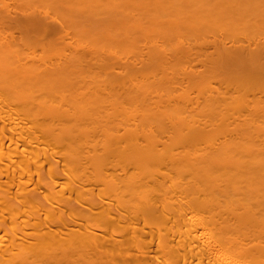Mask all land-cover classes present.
<instances>
[{
    "label": "bare ground",
    "instance_id": "bare-ground-1",
    "mask_svg": "<svg viewBox=\"0 0 264 264\" xmlns=\"http://www.w3.org/2000/svg\"><path fill=\"white\" fill-rule=\"evenodd\" d=\"M56 1L74 49L34 14L0 20V264H264V71L201 81L190 110L153 86L180 62L131 63L154 16L234 36L264 0Z\"/></svg>",
    "mask_w": 264,
    "mask_h": 264
},
{
    "label": "rangeland",
    "instance_id": "rangeland-1",
    "mask_svg": "<svg viewBox=\"0 0 264 264\" xmlns=\"http://www.w3.org/2000/svg\"><path fill=\"white\" fill-rule=\"evenodd\" d=\"M24 1V2H23ZM30 1V2H29ZM41 1V2H40ZM47 1H50V0H45V3L43 2V0H0V20H2L3 19V22H4V19H6L5 20V22L7 21V23H9L10 25H11V23L12 22H18L19 20L21 21V19L23 20V19H25L24 17H25V15H26V18H28L27 17V14H28V16H30L31 14H32V16H33V14H34V16H37L36 17V20H35V18L34 17H29V20H31V18L33 19L32 21L35 23V24H37V25H40V26H51V27H54L55 29L57 28V30H58V32H59V35H60V37H61V39H62V41H63V45L66 47V48H68V49H70V47H72L73 48V46L75 47V40H74V38H72V37H75V35H73V34H75L74 33V30L72 31V29L74 28L72 25H70L69 23H67L68 21V19L69 18H65V17H67L68 15H66L64 12H60L59 10H61L60 8L61 7H57L56 6V4L58 5V3H57V1L56 0H51V1H56V2H49V4H48V2ZM45 6V7H47V8H49V7H55V9L56 8H58L57 9V11L55 10V9H53V11H56V12H54V14H53V11L51 12H49L48 11V9L46 10L45 9V7L42 5V4ZM48 4V6H47V4ZM46 4V5H45ZM50 4H54V5H50ZM44 7V8H43ZM51 7V8H52ZM50 8V9H51ZM41 10V11H40ZM46 10V11H45ZM25 11V12H24ZM40 11V12H39ZM39 12V13H38ZM31 13V14H30ZM47 15H46V14ZM52 13V14H51ZM61 13H62V15H61ZM65 15H64V14ZM30 14V15H29ZM36 14V15H35ZM58 14L59 15H61L60 17H58ZM166 13H164V14H162L160 17H163V19H165V16H166V22L168 23V22H171V23H168V25H170L171 27H172V25L174 24V26L176 25V22L175 21H170V20H168V17L170 16V13L168 14L169 16H167V15H165ZM23 15V16H22ZM53 15V16H52ZM55 15V16H54ZM56 15H57V17H56ZM165 15V16H164ZM172 15V14H171ZM253 15V18H254V16H257V18L256 19H259L258 17H260L259 16V14H256V15H254V14H252ZM38 16H40L39 18H38ZM55 19V20H53L52 19V17ZM63 16V17H62ZM69 16H72V15H69ZM68 16V17H69ZM23 17V18H22ZM56 17V18H55ZM61 17L63 18V19H61ZM75 17V16H74ZM147 17V16H146ZM157 17V16H156ZM159 17V16H158ZM157 17V18H158ZM159 17V18H160ZM171 18L172 17H174V15L173 16H170ZM169 17V18H170ZM14 19V21H13V19ZM17 18V19H16ZM38 18V19H37ZM72 18V17H71ZM139 19L141 18V17H138ZM142 18H145V17H143L142 16ZM141 18V19H142ZM152 18V17H151ZM154 19L153 20H151L150 18H148L149 20H151V21H149L150 23L151 22H153L154 20H155V22H153L154 24L155 23H157L158 25L161 23V24H164V26L163 25H159L160 27H156V29H154L155 28V26H158V25H156L155 24V26H154V28L153 27H147V25H149L147 22V18L146 19H144V20H146L145 22L147 23L146 25H145V22L143 23L148 29L150 28V30L152 29L153 31L155 30V32H153V31H151L149 34H148V36H144V37H146V39L144 38V37H141L140 38V40L138 41V43H137V48H138V51H137V56H140L139 58L136 56L135 58H138V59H135L134 61H132L131 60V63H133V68L134 69H136V68H138V69H136L137 71L139 70V71H141V68H142V71L143 70H145V69H150V70H152V69H154V68H156L157 67V65H158V67H159V69L158 68H156V69H154V70H157V72L159 73V72H161L160 70L162 69V70H164L165 68H166V70L165 71H168V72H170L167 68H168V66H167V64L170 66L169 68H171V67H173V64L171 63V62H173L174 63V65H175V63H177V64H179V62H180V69L178 68L177 70H181V69H183L182 71L188 76V74H189V72H190V75H189V77L191 78V81H190V79H189V77H186V75L182 72L181 74H180V72H179V74H175L174 75V77L172 76V78L171 77H167L166 79L168 80V81H166L165 80V84H162L163 83V79H160V78H162V75L163 74H158L157 72H155L156 74H158V76L156 77L157 78V81H158V83H157V81H155V83H157V84H153V86H154V89L155 88H158V91L157 92H159L161 95H164V94H162V92L163 93H165V95L167 94V96L170 94L171 95V97L173 96L172 94H175L176 95V97L179 99L180 97L181 98H184L185 97V99L187 100L189 97H190V99L191 98H196V96H197V98L199 97L200 98V95L198 96V91L197 90H194L196 87H198V86H200L204 81V84L205 83H212V84H214V82L216 81V80H219V79H225V77H229V76H231V77H233V76H235V77H238V75H239V77H242L243 76V74H247L249 71H255V72H259V71H264V68H262V67H264V28H262L263 27V23H261L260 25L257 23V25L259 26V28L257 27H255L256 26V23H253V20H255V19H253L252 20V22L250 21V19H251V17H249L250 19H247V21H245L244 20V22L245 23H243L242 21L243 20H240L241 21V23H243V24H245V25H243L244 26V28L241 26V24H240V26H241V28H243V29H236L237 31H233L232 33H236V34H238V35H236V34H234V36H236V37H234V36H232L231 35V32L229 33L228 31H227V29H230V28H227V29H225L226 28V26L224 27V29H223V32H222V29H220V28H218V29H220V33H217V31H213V30H209V29H207V27H200L201 29H198L199 30V32L198 31H196V32H194V31H190V30H188V32L189 33H186L185 31H184V29H183V25L182 24H184L183 23V21L181 22V26H182V29H181V27H180V23H177V26L179 25V28L177 27V26H175L174 28H176V32L177 31H179V33L177 32L176 34L175 33H170L172 30L175 32V30H174V28H172V30L170 31H168L167 29H168V25L166 24V22L165 21H163V23H162V20L160 21V19H159V21L157 20L156 21V18H155V16L153 17ZM175 18V17H174ZM8 19V20H7ZM12 19V21H10ZM19 19V20H18ZM51 19V20H50ZM61 19V20H60ZM64 19H67L66 21L64 20ZM74 18H72V20H73ZM77 19V18H76ZM79 19V18H78ZM78 19H77V21L76 22H79L78 21ZM15 20H18V21H15ZM28 19H25L24 21L26 22ZM62 20H64V21H62ZM80 20V19H79ZM143 20V21H144ZM168 20V21H167ZM251 23H253L255 26H253L252 24H250V22ZM263 20V19H262ZM261 20V21H262ZM8 21H10V22H8ZM56 21H59V22H56ZM75 21V20H74ZM81 21V20H80ZM178 21H180V20H177V22ZM237 21H238V19H237ZM236 20L235 21H233V22H237ZM240 21H238L239 23H240ZM260 21V22H261ZM22 22V21H21ZM64 22V23H63ZM159 22V23H158ZM237 22V23H238ZM246 22H249V24L250 25H252V27H251V29H250V25L248 26L247 24L248 23H246ZM256 22H257V20H256ZM264 22V21H263ZM7 23H5V24H7ZM67 25H66V24ZM236 23V24H237ZM4 24V25H5ZM65 24V25H64ZM71 26L70 27V30H69V25ZM154 24H150V26L152 25H154ZM234 24V23H233ZM235 24V25H236ZM234 25V26H235ZM247 25V26H246ZM261 25H262V27H261ZM6 26H8V25H6ZM12 26H14V24H12ZM68 26V27H67ZM224 25H222V27H223ZM237 26H238V24H237ZM247 28H246V27ZM9 27H11V26H9ZM73 27V28H72ZM163 27V28H162ZM167 27V28H166ZM220 27V26H219ZM233 27V26H232ZM236 27V26H235ZM159 28V29H158ZM179 30H178V29ZM202 28H204V30H202ZM208 28H210V27H208ZM212 28H213V26H212ZM238 28H239V26H238ZM245 28L247 29L246 31H245ZM252 28H254L253 29V31H252ZM255 28H256V31H255ZM262 28V29H261ZM54 29V30H55ZM147 29V30H148ZM213 29H215V28H213ZM233 29V28H232ZM249 29V30H248ZM158 32H157V31ZM182 30H183V33H182ZM192 30V29H191ZM209 30V31H208ZM217 30V29H216ZM234 30V29H233ZM241 30H242V33L243 32H245V34L246 33H248V35L246 34H240L241 33ZM259 30V31H258ZM9 31H12V29H9ZM162 31V33H160ZM164 31H166L165 33H164ZM226 31V32H225ZM230 31H232V30H230ZM240 31V32H239ZM260 31H262V32H260ZM72 32V33H71ZM155 33V34H153V33ZM157 32V33H156ZM194 32V33H193ZM218 32H219V30H218ZM225 32V33H224ZM238 32V33H237ZM106 33H110L109 31H107ZM168 33H170V34H168ZM191 33H193L194 34V36H193V34H192V36H191ZM198 33V34H197ZM158 34V35H157ZM163 34H165V37H163L162 35ZM173 35V37H172V35ZM181 34V35H180ZM189 34H190V36H189ZM196 34V35H195ZM239 34H240V36H239ZM256 34V35H255ZM177 35H178V37H177ZM187 35H188V37H187ZM230 35V36H229ZM158 36H160V37H158ZM167 36V37H166ZM170 36L172 37L171 39H172V42L174 43V45H176V47H178L177 48V50H175L174 49V45L172 46V47H170V45L171 44H173L172 42L171 43H169V41L171 40L170 39ZM176 36V38H178V39H176V38H174ZM182 38H180V37ZM232 36V37H231ZM255 36V37H254ZM234 37V38H233ZM238 37H240V38H238ZM64 38V39H63ZM144 38V39H143ZM167 38H169V39H167ZM184 38V39H183ZM187 38H188V40H187ZM237 40H236V39ZM43 39V38H42ZM42 39H34L33 40V42H40V41H42ZM168 40V41H167ZM175 40H178V41H176L175 42ZM180 40H182V41H180ZM75 41V42H74ZM145 41V42H144ZM157 41V42H156ZM165 41V42H164ZM46 42L48 43V42H50V41H48V40H46ZM67 42V43H66ZM153 42V43H152ZM154 42L156 43V45H152V44H154ZM177 42H179V44H177ZM192 42V43H191ZM195 42V43H194ZM236 42H238V44L236 43ZM242 42V43H241ZM65 43V44H64ZM151 43V44H150ZM158 43V44H157ZM176 43V44H175ZM183 43V44H182ZM186 43V44H185ZM190 43V44H189ZM205 43V44H204ZM245 43V44H244ZM74 44V45H73ZM166 44V45H165ZM168 44V45H167ZM197 44V45H196ZM203 44V46H201ZM215 44H216V47H215ZM233 44V45H232ZM238 45V47H237V45ZM241 44V45H240ZM67 45H68V47H67ZM73 45V46H72ZM161 45V46H160ZM178 45H181V46H178ZM220 45V46H219ZM223 45V46H222ZM61 46H62V43H61ZM150 47V48H154L155 46H156V49H160L159 50V53H158V56L155 54V55H153V57H151L152 55L150 54V53H148L147 52V47ZM160 46V47H159ZM164 46V47H163ZM194 46V47H193ZM198 46V47H197ZM209 48H207V47ZM218 46H219V48H218ZM236 46V48H237V50H235L236 48H234ZM242 47V50H241V48H239V47ZM243 46H244V48H243ZM170 47V48H169ZM186 47V48H185ZM188 47H189V49H188ZM197 47V48H196ZM203 49H202V48ZM205 47V48H204ZM214 47V48H213ZM234 49H233V48ZM249 47L251 48V50L249 49ZM62 48H64V47H62ZM76 48V47H75ZM149 48V49H150ZM181 48V49H180ZM207 48V49H206ZM227 49V48H232L234 51H233V53L232 54H230L229 56H227L226 54H223V56H222V59L220 58V55L219 54H217L218 53V51H220L221 49V52L222 51H224V49ZM246 48H248L247 50H246ZM257 48V49H256ZM263 48V49H262ZM74 49V48H73ZM148 49V50H149ZM162 49V50H161ZM164 49H165V51H164ZM168 49V50H167ZM185 50V52H187V53H185L184 52V50ZM196 49V50H195ZM199 49V50H198ZM216 49L218 50V51H216ZM240 49V50H239ZM170 50H173V52H171ZM215 50V51H214ZM244 50V51H243ZM260 50V51H259ZM163 51V52H162ZM182 51V52H181ZM206 51V52H205ZM239 51V52H238ZM75 52L76 53H79V52H81V51H79V50H75ZM169 52V53H168ZM181 52V53H180ZM203 52V53H202ZM206 54H205V53ZM215 52V53H214ZM231 52H232V50H231ZM231 52H229V53H231ZM239 53L240 54V52H241V54L239 55H236L237 53ZM245 52V53H244ZM247 52V53H246ZM184 53V54H183ZM220 53V52H219ZM249 53H250V55H249ZM253 53V54H252ZM261 53V54H260ZM140 54V55H139ZM150 54V57L149 56H147V55H149ZM162 54V55H161ZM204 54V55H203ZM213 54V55H212ZM217 54V55H216ZM233 54H235V55H233ZM246 54V55H245ZM199 55V56H198ZM225 55V56H224ZM231 55H233V56H231ZM253 55V56H252ZM256 55V56H255ZM162 56V57H161ZM163 56H164V58H163ZM212 56V57H211ZM238 56H240L238 59L236 58V57H238ZM147 57V58H146ZM158 57V58H157ZM185 57V58H184ZM154 58H155V60H154ZM160 58V59H159ZM167 58V59H166ZM183 58V59H182ZM211 58V59H210ZM213 58V59H212ZM217 58V59H216ZM224 58V59H223ZM226 58V59H225ZM230 58V60H228V59ZM231 58H232V60H231ZM259 58V59H258ZM148 59H152V60H148ZM221 61H220V60ZM254 59H256V60H254ZM137 60V61H136ZM156 60H159V62L157 63V65H156ZM182 60V61H181ZM205 60V61H204ZM260 60H262V62L260 61ZM155 61V62H154ZM184 61V62H183ZM189 61V62H188ZM209 61H210V63H209ZM215 61V62H214ZM243 61V62H242ZM126 62V61H125ZM146 62V63H145ZM152 64H151V63ZM182 62V63H181ZM223 62V63H222ZM256 62V63H255ZM124 63V62H123ZM160 63V64H159ZM162 63V64H161ZM169 63H171V64H169ZM186 63V64H185ZM187 63H188V65H187ZM255 63V64H254ZM259 63V64H258ZM134 64H136V66L134 65ZM176 64V65H177ZM181 64H184L183 65V67H181L182 65ZM190 64V65H189ZM215 66V68H213L214 66ZM226 64H228V65H226ZM253 64V65H252ZM258 64V65H257ZM155 65V66H154ZM161 67H160V66ZM175 65V66H176ZM237 65V66H236ZM144 66V67H143ZM151 67V68H149V67ZM154 66V67H153ZM164 67V69H163V67ZM178 66V65H177ZM226 66V67H225ZM251 66H252V68H251ZM255 66L257 67V68H255ZM261 66V67H260ZM146 67H148V68H146ZM186 67V68H185ZM196 67V68H195ZM161 68V69H160ZM206 69V70H205ZM216 70V71H215ZM203 72H205V73H203ZM255 72H252L253 74H255ZM154 73V74H155ZM176 73H178L177 71H176ZM188 73V74H187ZM202 73V74H201ZM183 74V75H182ZM193 74V75H192ZM201 74V75H200ZM159 75H160V78H159ZM179 75V76H178ZM233 75V76H232ZM182 76V77H181ZM185 76V77H184ZM195 76H197V77H195ZM201 76H203V78H201ZM212 76V77H211ZM216 76V77H215ZM223 76H224V78H223ZM218 77V78H217ZM155 78V79H156ZM169 78H171V80L169 79ZM180 78H181V80H180ZM200 78V80H198ZM206 78H208V79H206ZM212 79V80H211ZM187 80V81H186ZM161 81V82H160ZM188 81H190V82H188ZM195 83H194V82ZM201 81H202V83H201ZM152 82V81H151ZM150 82V83H151ZM161 84H160V83ZM167 82H169L168 84H171V86L170 85H166V83ZM186 82H188V83H186ZM153 83V82H152ZM200 85H199V84ZM217 83V84H216ZM216 85H218V81H216ZM211 84V85H212ZM215 84L213 85V86H215ZM150 85H152V84H150ZM152 86V87H153ZM190 86V87H189ZM192 86V87H191ZM219 86V85H218ZM188 87V88H187ZM164 88V89H163ZM185 88H186V90H185ZM190 88V89H189ZM218 88V87H217ZM153 89V88H152ZM160 89V90H159ZM170 89V90H169ZM189 89V90H188ZM197 89V88H196ZM220 89H224V88H220ZM220 89H218V90H220ZM194 90V91H193ZM160 91H162V92H160ZM170 93H169V92ZM173 91L175 92V93H173ZM193 91V92H192ZM184 94H183V93ZM188 92H190V93H188ZM219 92V91H218ZM221 92V91H220ZM219 92V93H220ZM169 93V94H168ZM187 95H186V94ZM224 94V92L222 91V95ZM165 95L163 96V97H165ZM174 95V96H175ZM261 95V94H260ZM184 96V97H183ZM175 97V98H176ZM188 97V98H187ZM194 98V99H195ZM180 100V99H179ZM196 100H198V103H199V107L201 108V106H202V104L203 105H205V103H201L202 101L203 102H205L204 101V99H202V97L200 98V100L199 99H195V102H196V106H195V102L192 100V101H190V100H187L188 101V106L190 105V107H191V104H189V102H193V104H192V109H190V110H196L197 108L196 107H198V103H197V101ZM200 103H201V105H200ZM193 106H195V107H193ZM198 107V108H199ZM203 107V106H202ZM193 108H196V109H193ZM4 235V233H1L0 234V237L1 236H3ZM112 254V253H111ZM107 255L106 253H102V257L101 258H103L104 260H106L107 259V257L109 258L110 256H112V257H114V254H112V255ZM106 255V256H105ZM101 256V254H99L98 255V257H100ZM92 258V257H91ZM95 258V257H94ZM111 258V257H110ZM92 260H94L93 258H92ZM100 260H102V259H100ZM99 260V261H100ZM107 261V260H106ZM91 261H89V263H90ZM94 262V261H93ZM93 262H91L90 264H92Z\"/></svg>",
    "mask_w": 264,
    "mask_h": 264
}]
</instances>
